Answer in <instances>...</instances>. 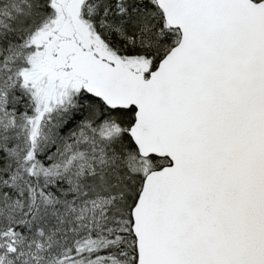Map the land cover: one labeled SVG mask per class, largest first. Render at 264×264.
Here are the masks:
<instances>
[{
    "label": "snow or ice",
    "instance_id": "snow-or-ice-1",
    "mask_svg": "<svg viewBox=\"0 0 264 264\" xmlns=\"http://www.w3.org/2000/svg\"><path fill=\"white\" fill-rule=\"evenodd\" d=\"M0 264H264V0H0Z\"/></svg>",
    "mask_w": 264,
    "mask_h": 264
}]
</instances>
